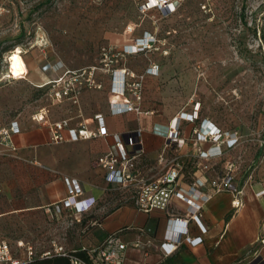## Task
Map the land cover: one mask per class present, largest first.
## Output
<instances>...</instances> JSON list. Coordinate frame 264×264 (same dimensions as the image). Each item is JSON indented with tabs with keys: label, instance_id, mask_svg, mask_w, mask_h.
Instances as JSON below:
<instances>
[{
	"label": "rangeland",
	"instance_id": "rangeland-1",
	"mask_svg": "<svg viewBox=\"0 0 264 264\" xmlns=\"http://www.w3.org/2000/svg\"><path fill=\"white\" fill-rule=\"evenodd\" d=\"M140 2L0 0V127L26 121L42 108L57 121L64 103L72 104L52 100L45 77L97 65L102 45L152 32L157 47L129 60L136 70L150 62L161 68L157 78L145 82L146 97L187 114L186 104L193 108L198 102L199 119L209 116L222 131L236 132L238 143L209 165L218 174L226 162L234 164V182L242 185L264 156V0H181L168 16L143 14ZM128 26L135 29L130 34ZM16 47L27 73L14 80L7 58ZM100 76L103 88L92 90L97 92L90 96L92 105L107 98L109 79ZM122 195L117 190L111 198ZM104 205L96 200L81 223L69 216L49 220L42 210L7 215L0 218V238L44 246L56 240L77 249L90 243L99 223L96 212L110 209Z\"/></svg>",
	"mask_w": 264,
	"mask_h": 264
},
{
	"label": "crops",
	"instance_id": "crops-1",
	"mask_svg": "<svg viewBox=\"0 0 264 264\" xmlns=\"http://www.w3.org/2000/svg\"><path fill=\"white\" fill-rule=\"evenodd\" d=\"M135 56H127L125 66L136 73H141L147 66L136 70L129 65V60ZM158 76L159 74L147 76L146 81ZM56 77L57 75L48 77L49 79L45 77L42 82L46 83L47 79L49 82ZM94 93L97 92H83L78 108L64 103L65 106L57 121L67 119L70 127H78L79 124L84 123L88 130L96 132L97 122L94 117L100 115L104 124L101 135L74 142L69 141L67 133L63 132L65 141L54 143L51 141L49 128L41 122L32 120L36 112L26 121L14 120L20 132L11 136L13 150L0 144V205L5 208L0 211V218L42 210L51 220L45 208L66 197L64 178H70L80 184L84 198L93 197L97 201H103L105 205L102 209L110 207L107 212L102 210L96 212L99 223L93 230L90 243L86 245H96L107 234L121 229H123L121 239L124 242L140 244L138 248L128 246L123 264H248L251 262L264 264V156L245 183L238 185L234 182L235 191H239V194L216 193L208 202L202 204L200 220L206 232L201 234L193 222L188 225L190 237H201V243L196 246L183 244L170 256L163 257L159 246L166 235L168 219L183 217L187 206L173 198L167 212L153 211L148 214L138 212L133 204V189L131 187L121 189L108 184L104 179L105 170L98 167L96 161L110 150L114 134H120L125 138L126 135L134 134L140 129L142 145L141 148L137 147L140 151L135 153L126 147L132 174L142 178H153L164 173L167 166L158 164V156L164 149L171 120L178 118L181 111L169 104L156 106L148 100L144 89L142 114L111 115L108 103L115 98L107 89V98L102 103L92 105L90 96ZM191 104L189 102L186 105L192 113ZM184 114L190 116L187 112ZM50 118L53 117L50 115ZM201 119H206L219 127L218 123L209 116L203 115ZM199 123L187 119L181 121L178 136L184 140V145L178 147L173 144L166 150L167 162L178 159L183 164L178 186L184 190H188L195 181H206L222 174L225 167L222 166L217 174L209 165L210 162L224 159L225 155L209 161L198 157L200 150L210 147L208 144L193 145L192 143L194 130L198 128ZM206 164L208 166L204 169ZM117 190L123 193L118 201L111 198ZM199 190L209 192L207 188H199ZM261 191L263 195L256 196V193ZM234 197L241 202L238 208L231 205ZM88 215L90 213L85 217ZM20 240L31 242L19 238L10 245L14 246L15 242Z\"/></svg>",
	"mask_w": 264,
	"mask_h": 264
},
{
	"label": "built area",
	"instance_id": "built-area-1",
	"mask_svg": "<svg viewBox=\"0 0 264 264\" xmlns=\"http://www.w3.org/2000/svg\"><path fill=\"white\" fill-rule=\"evenodd\" d=\"M181 0H141L139 10L141 13L150 11L157 12L162 16L175 13ZM135 29L128 26L125 33L130 34ZM156 36L152 32H143L139 37L126 39L120 44L107 43L99 48V61L97 65L88 66L77 70H64L53 80L44 86L48 87V93L55 102L68 101L78 108L80 96L85 91L100 90L103 82L100 75L107 76L108 93L115 100L108 103V110L111 115H122L125 113L142 114L141 103L144 95L145 81L147 76H157L159 65L150 62L141 72L136 73L125 66L127 56L147 54L155 49L158 44ZM199 107L197 102L189 119L184 113L173 118L168 126V134L163 151L158 156V164L167 166V170L153 178H142L132 174L130 170V157L126 147L138 153L141 148L138 129L134 134L126 135L123 138L120 134L113 135V144L110 150L96 161V165L105 170V181L118 188L133 189V204L138 212L148 214L153 211L167 212L171 200L176 198L187 206L183 217H171L168 219V229L159 249L163 257L173 254L183 244L196 246L201 243V237L192 238L189 235V223L193 222L201 234L206 232L202 225L201 208L202 204L220 192H229L234 195V164L226 162L222 174L206 181H195L188 190L179 188L178 180L181 178L183 164L178 159L166 161V150L173 144L181 147L184 140L179 138L181 121L199 120V126L194 130L193 145H205L210 147L200 150L198 157L209 161L213 158H221L226 152L232 149L239 140L236 132H224L218 126L206 119H199ZM46 108L40 109L32 116V120L41 122L49 128L51 141L60 143L65 141L63 132L67 133L69 141H78L101 135L104 129L103 119L100 115L94 117L97 122V131L88 130L86 124L81 123L78 127H70L69 120L62 119L51 121ZM20 128L16 121L10 122L7 127L0 128V144L8 146L13 150L11 136L18 134ZM206 169V166L203 167ZM66 197L47 208L51 220L59 221L63 217H73L76 223H81L89 213L96 199L83 197V190L75 179L64 178ZM207 188L209 192L199 190ZM263 195V191L256 193V196ZM231 205L238 208L241 202L236 197ZM123 229L107 234L98 244L89 246L81 245L77 249H67L56 240H50L46 246L33 244L26 241H16L14 246L0 238V264H42L53 259H63L67 264H123V258L128 246L140 247L138 242L128 244L121 239ZM248 264H254L253 262Z\"/></svg>",
	"mask_w": 264,
	"mask_h": 264
},
{
	"label": "bare ground",
	"instance_id": "bare-ground-1",
	"mask_svg": "<svg viewBox=\"0 0 264 264\" xmlns=\"http://www.w3.org/2000/svg\"><path fill=\"white\" fill-rule=\"evenodd\" d=\"M21 58H22V53L20 51V48L18 47H16L14 51H12L9 54L7 58V61H8V71L7 72H8L9 78L17 80V79H21L25 77L27 73V67L22 63ZM48 79H47V82H48Z\"/></svg>",
	"mask_w": 264,
	"mask_h": 264
},
{
	"label": "trees",
	"instance_id": "trees-1",
	"mask_svg": "<svg viewBox=\"0 0 264 264\" xmlns=\"http://www.w3.org/2000/svg\"><path fill=\"white\" fill-rule=\"evenodd\" d=\"M199 121V120H197ZM36 264H39V263H36ZM42 264H67V262L63 259H53V260H50L48 262H44Z\"/></svg>",
	"mask_w": 264,
	"mask_h": 264
}]
</instances>
